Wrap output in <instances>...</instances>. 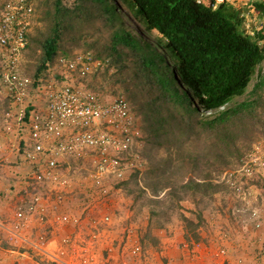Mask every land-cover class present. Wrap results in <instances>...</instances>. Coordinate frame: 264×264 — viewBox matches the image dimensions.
Listing matches in <instances>:
<instances>
[{
  "label": "built area",
  "instance_id": "built-area-1",
  "mask_svg": "<svg viewBox=\"0 0 264 264\" xmlns=\"http://www.w3.org/2000/svg\"><path fill=\"white\" fill-rule=\"evenodd\" d=\"M196 1L215 8L225 2ZM35 2L0 4V87L10 103L3 130L17 140L21 159L8 166L14 182L2 197L9 210H0V249L34 264H95L99 246L114 233L115 217L104 207L122 190L110 178L124 181L144 169L135 151L142 136L124 97L106 103L87 86L85 78L105 67L90 54L60 57L38 79L22 73ZM4 167L0 161V178ZM219 184L231 196L229 220L260 234L254 264H264V138ZM131 220L120 236L123 249L132 261L145 262L140 227ZM217 232L228 242L229 230L217 226Z\"/></svg>",
  "mask_w": 264,
  "mask_h": 264
},
{
  "label": "trees",
  "instance_id": "trees-1",
  "mask_svg": "<svg viewBox=\"0 0 264 264\" xmlns=\"http://www.w3.org/2000/svg\"><path fill=\"white\" fill-rule=\"evenodd\" d=\"M35 1V15L41 25L35 28L34 34H31V25L27 35L28 46L23 57L26 61L22 65L24 75L38 79L47 74V70L55 65L58 58L73 59L75 56L69 48L68 36L75 33L79 37L76 39L82 38L84 23L98 18L105 20L104 26L111 31L112 38L107 51H100L98 46L93 48L98 50L97 56L93 55L94 59L104 61L105 68L96 70L85 78L89 87V78L97 79V75H101L103 71L107 72L104 75L107 79L108 67L111 63L116 66L117 59L122 55L117 48L124 44L136 53L146 77L153 82V85H145L146 90L150 88L155 94H152L149 103L168 104L179 112L177 118L155 116V120L153 116L158 115L159 109L148 113L146 107H138L143 126L145 125L141 131L152 132V136L142 133L143 146L135 149L145 160L143 168L147 160H150L148 156L153 155L150 152L152 148L165 150L168 156L166 160L171 161V154L181 150L186 142L196 143L211 135L210 137L217 138V142L210 147L213 149L214 160L224 162L225 170H230L264 138V129L257 138L256 133L247 131L251 121L258 124V119L264 125V114L260 112L264 107V72H259V81L248 93L252 99L234 103L237 98L247 94L259 66L264 62V29L257 31L254 36L250 35L241 13L231 4L223 3L214 10L211 5L198 4L196 0H72L69 3L66 0ZM255 6L257 13L264 18V4L256 3ZM124 9L139 26L155 36L154 44L128 31L125 16L120 14L125 12ZM90 33L87 32L86 35L89 36ZM35 44L36 48L33 49ZM33 50V58L36 60L29 67L27 58ZM38 50H41L40 56L37 54ZM109 55L116 58L115 61L107 59ZM106 62H109L108 65ZM167 62L171 63L172 69H165ZM114 75L113 79L120 81L116 78L117 72ZM180 84L184 86V90ZM134 96L136 98L135 94ZM192 96L194 100L191 99ZM135 98L128 102L136 126L137 120L133 115V109L136 110ZM9 105L8 102L6 111L10 109ZM222 107L226 109L222 111ZM31 109H28V114ZM240 142L249 144L242 149ZM177 155L179 158L180 155ZM187 157L183 160L179 158L182 165H191L192 170H204L207 177L204 180H188L186 187L192 192L210 190L213 195H216L218 189L223 190L222 185L216 184L222 174L216 175L211 168L203 165L208 157ZM142 170L135 169L124 181L110 178L111 184L134 196L135 191L131 187L134 183H139ZM180 191L174 188L170 195L174 208H180L184 199ZM155 198L157 202L153 205L167 204L162 200V195L156 194ZM133 209H136L135 206ZM156 214L153 212L152 216ZM198 214L196 225L200 227L201 223L205 225L206 222L202 213ZM184 221L187 224L192 222L187 217H184ZM145 234L146 237L141 235L140 241L147 249L148 241L154 237L151 224ZM187 238L186 241L191 243Z\"/></svg>",
  "mask_w": 264,
  "mask_h": 264
},
{
  "label": "rangeland",
  "instance_id": "rangeland-1",
  "mask_svg": "<svg viewBox=\"0 0 264 264\" xmlns=\"http://www.w3.org/2000/svg\"><path fill=\"white\" fill-rule=\"evenodd\" d=\"M66 2L69 3L72 2V0H66ZM256 2H258V0H228V3L241 13V16H245V20H249L251 22V32H256L257 30L262 28L264 29V18L256 12ZM0 3H3V0H0ZM124 10L125 12H128L126 9ZM36 19L37 16L35 15L32 20L33 30L31 34H34L35 28H39L41 25L38 19L36 22ZM104 22L105 20H101L98 18L85 22L83 37L80 39H76L79 37L75 33H71L67 38V41H70L69 48L71 50V53L73 55H86L88 53H91V55L97 56L98 50H93L95 46H98L100 48V51H107L109 47L107 45L112 38V33L108 28H105ZM127 29L134 36H137L139 38L142 37L149 41L151 44H154L156 42V38L152 34L146 33V36H142L141 32L136 31L129 25ZM139 29L142 31V33L144 32V30H142L141 28ZM87 32H91L89 36L86 35ZM35 46L36 44L34 45L33 49L36 48ZM117 49L122 55L120 59H117L116 66L111 63V65L108 67L109 69L107 68L109 70L107 79L104 77L107 72L103 71L104 73L101 72V75H97V79L89 78L91 81V87H89V84H86L90 89L100 93L106 103L112 102L118 96H123L127 101H129L133 97L135 98V94L136 106L134 107L136 108V110L133 109V115L137 120V129L145 136H152L151 131H141L143 130L145 125L143 126V118L138 112V107H146L148 113H154V110L159 109L160 111L157 112L158 115L154 114V118L155 116L177 118L179 116V112L168 104H163L160 102L157 104L149 103V100L155 94L150 88H147L146 90L145 85H153V82L146 77L142 69L143 67L139 60V57L136 56V53L132 49L124 46V44L119 45ZM33 52L34 50L31 51V55L27 58L29 67V64L36 60V58H33ZM37 54L40 56L41 50H38ZM107 59H111L113 62L116 58L113 59V57L109 55ZM170 66V62L165 63V69H172ZM260 71L264 72V63L258 68V74ZM115 72H117L116 78L118 77L120 81H117V79H113L115 78ZM109 78H111L112 80H110ZM123 80H125L124 83ZM258 81L259 78L255 75L253 81L249 86L250 89L248 90L247 94L244 97L237 98L234 103L242 102L245 99H252L251 95H249L248 93L251 88H253L254 84H256ZM120 83L122 84V86ZM124 86L129 87V89L126 90ZM130 91L133 92L130 93ZM191 99L194 100L193 98ZM7 104L8 99L6 97V94L0 87V161L5 160V164L11 165V158L13 155H10L9 153L13 152L15 157L17 156V154H15L16 151L14 148L17 146V140H15V138L13 137L12 139L10 135H4L3 128L5 114L7 112ZM260 112L261 114H264V107L260 109ZM257 121L258 124H254L251 121V123L247 126V131L251 130L253 131V133H256V138L260 134H262V130L264 129L263 123L258 119ZM210 136L208 138H203L196 143L186 142L182 146L181 150L177 151V153L180 155V160L188 158L187 156H189V158L191 156H194L195 158V156L199 155H202L204 158L208 157L207 161L203 165L211 168L216 173V175L222 174V176H224L228 169L225 170L224 162L214 160V157L212 155L213 149H210V147L217 142V138ZM199 143H201V145H198ZM248 144L249 142H240V146L242 147V149L246 148ZM150 152L153 155L148 156L150 160H147V164L144 170H142L141 172L139 183H134L131 187L135 191V195L130 196L126 191H124V189H122L117 192V194L113 196V199L110 200L111 202H108V204L104 207V210L108 214H111L115 217L113 221L115 225L111 228L112 231H116L117 236H122L124 226L130 227L128 225H130L132 222V216L133 218L135 216L136 222H138V219L141 220L140 225L143 222H149V224H151L152 235L153 232H157V236L153 235V239L151 238L147 243V245H150L154 249L161 244L159 239L160 237H168L172 231H175V228H179L181 226H183L185 230V236L188 237L187 239L191 241V243L188 244H196V247L201 244H206L209 238H212V236H210L213 235L212 229H214L216 226L222 225V223L224 222L223 218H226V210L232 203L229 192L226 188H223V190L222 188L218 189L216 195H213V192H211L210 190L192 192L190 188L186 187V185L188 184V180H204V178L207 177L204 170H192L191 165H182L176 151L171 154V161L166 160L168 156H166L165 150L152 148ZM8 154L9 156H7ZM228 161H230V159ZM10 186L11 183L8 182V194L7 192L6 195L1 193L0 196L6 198L10 193ZM218 186L220 185L218 184ZM174 188L178 190L180 189V194H183L184 196V199L181 201L180 208H174L170 200V195L172 194ZM154 190H157V193H154ZM156 194L162 195V200L167 203L165 206H158L156 204L153 205L154 202H157V199L155 198ZM2 197L0 199L3 201ZM1 204L5 205V202H2ZM134 206L136 209H133ZM7 207L8 206L6 205L5 209L0 208L1 213H5L6 211H8L9 209ZM153 212L157 214L155 216H152ZM199 212L202 213V216L206 222L205 225L201 223L200 227L203 225L201 227V230L200 227H197L196 225L198 222L197 216H199ZM184 217L190 218L192 222L190 224L185 223ZM230 222H233L235 224L233 220H230ZM142 231L143 237H146L144 228L141 229V232ZM205 240L207 242H205ZM13 256L15 260H17V264H25V262L34 264L33 261H26V259H18L17 256ZM214 257L217 260L222 259L221 256H218L216 253L214 254Z\"/></svg>",
  "mask_w": 264,
  "mask_h": 264
},
{
  "label": "crops",
  "instance_id": "crops-1",
  "mask_svg": "<svg viewBox=\"0 0 264 264\" xmlns=\"http://www.w3.org/2000/svg\"><path fill=\"white\" fill-rule=\"evenodd\" d=\"M17 148V147H16ZM13 155L11 158V165L18 164L19 160L13 152L9 153ZM9 154L7 156H9ZM16 154V152H15ZM1 170L0 178V195L1 193L6 195L8 182H14L12 176L8 170L10 164H5ZM10 161V160H9ZM12 186V185H11ZM10 186V187H11ZM9 192V191H8ZM7 192V194H8ZM2 196H0L1 198ZM4 198V197H3ZM0 199V208L5 209L6 203ZM6 211V210H5ZM135 221V216L133 218ZM222 220V219H221ZM222 225L223 230L229 229L231 238L225 242H222L219 237V232L213 238H209L206 244H201L196 247V244H188L185 237V230L183 226L175 228L168 237L159 238L160 245L155 249L150 245H147L145 262L137 263L132 261L130 257L125 255L123 249L124 237L117 236L116 232L110 234L102 244L99 246L97 252V259L95 264H254L256 255L259 253L258 236L259 233L252 231L251 229L237 227L233 222H230L229 218H223ZM141 220L135 223L144 231H147L149 222H143L140 225ZM219 228V227H218ZM116 236H114V235ZM154 236H157V232H153ZM123 238V240H122ZM3 245V244H2ZM0 245V247L2 246ZM4 246V245H3ZM2 246V247H3ZM114 248L112 254L106 253V248ZM223 247L227 250V254L222 256V259L217 260L214 254H217L218 249ZM27 261V260H26ZM68 261V259H67ZM25 262V261H24ZM72 263V260H70ZM0 264H17L14 256L8 252H4L0 249ZM25 264H31L25 262Z\"/></svg>",
  "mask_w": 264,
  "mask_h": 264
},
{
  "label": "clouds",
  "instance_id": "clouds-1",
  "mask_svg": "<svg viewBox=\"0 0 264 264\" xmlns=\"http://www.w3.org/2000/svg\"><path fill=\"white\" fill-rule=\"evenodd\" d=\"M257 1V0H256ZM223 3H228V0H225V2H223ZM223 3H221V4H223ZM256 3H262V4H264V0H258V2H256ZM255 3V4H256ZM199 4V3H198ZM215 2L214 3H212L211 4V6L213 7V9L214 10H216V9H218V7L221 5V4H219V5H216V8L214 7L215 5ZM120 7V6H119ZM256 7V6H255ZM256 12H257V8H256ZM122 13H125L124 15H125V17H124V15H122ZM122 13H120L121 14V16H123L124 18H125V21L128 23V25L130 26V27H132L133 29H135L136 31H138V32H141V34H142V36H146V33H148V32H146L141 26H139L132 18H131V16H129L126 12H122ZM241 18H243L244 19V23H245V26H246V30L248 31V33L250 34V35H255V33L257 32V31H260V29L259 30H257L256 32H251L250 31V25H251V22L249 21V20H245V16H241ZM246 21V22H245ZM134 23V24H133ZM139 28H141L142 30H144V34L142 33V31L139 29ZM148 34H150V33H148ZM80 54H74V56L76 57V56H79ZM86 55H89V54H86ZM91 55V54H90ZM92 57H93V55H91ZM93 59H94V57H93ZM95 60H99V59H95ZM100 61H102V60H100ZM103 63H104V61H102ZM264 63V62H263ZM262 63V64H263ZM105 64V63H104ZM261 64V65H262ZM106 65H108V62H106ZM260 65V66H261ZM259 66V67H260ZM258 76V70H257V72H256V77ZM178 80H180L179 78H178ZM181 85V84H180ZM182 86V89L184 90V86L183 85H181ZM118 97H123V96H118ZM191 98H193V96L191 97ZM126 100V99H125ZM127 101V100H126ZM127 103L129 104V102L127 101ZM129 108H130V105H129ZM226 109V107H222L221 108V110L223 111V110H225ZM141 136H142V133H141ZM140 142L142 143V146H143V142L141 141V139H140ZM142 148V147H141ZM145 161V160H144ZM227 173V172H226ZM220 178L221 177H219V179H217V181H216V183L217 184H219V180H220ZM220 185V184H219ZM221 226V229L223 230V228L222 227H226V226H222V225H219L218 227H220ZM226 230H229L228 228H226ZM212 232H213V235H210V236H212V238L213 237H215V235L217 234V226L214 228V229H212ZM230 232V231H229ZM231 233V232H230ZM230 238H231V236H230ZM205 242H206V240H205ZM188 243V242H187ZM190 245V244H189ZM223 249V247H220V249H218V251H217V255L218 256H225L226 254H227V252H226V254L225 255H222L221 254V250Z\"/></svg>",
  "mask_w": 264,
  "mask_h": 264
}]
</instances>
